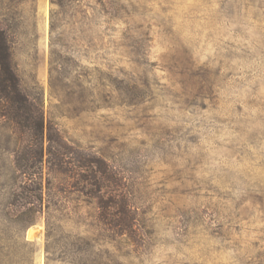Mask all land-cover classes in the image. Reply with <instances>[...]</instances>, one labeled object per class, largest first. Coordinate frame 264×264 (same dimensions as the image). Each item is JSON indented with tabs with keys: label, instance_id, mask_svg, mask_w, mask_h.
<instances>
[{
	"label": "rangeland",
	"instance_id": "1",
	"mask_svg": "<svg viewBox=\"0 0 264 264\" xmlns=\"http://www.w3.org/2000/svg\"><path fill=\"white\" fill-rule=\"evenodd\" d=\"M0 29L138 210L104 231L0 101V264H264V0H0Z\"/></svg>",
	"mask_w": 264,
	"mask_h": 264
},
{
	"label": "trees",
	"instance_id": "2",
	"mask_svg": "<svg viewBox=\"0 0 264 264\" xmlns=\"http://www.w3.org/2000/svg\"><path fill=\"white\" fill-rule=\"evenodd\" d=\"M59 1L51 0V3L57 4ZM0 101L4 116L17 127H26L27 136L36 141V149L32 151L37 162L42 163L45 158L53 170V179L74 191L76 195L65 196L69 202L94 205L98 225L116 237L134 230L138 210L128 195L119 194L117 189H113L116 183L111 185V173L104 159L85 153L50 124H45L41 101L31 99L21 89L20 78L12 64L11 42L1 29Z\"/></svg>",
	"mask_w": 264,
	"mask_h": 264
}]
</instances>
